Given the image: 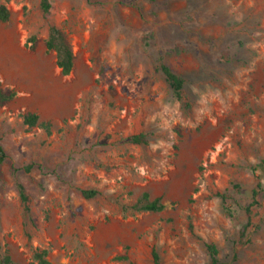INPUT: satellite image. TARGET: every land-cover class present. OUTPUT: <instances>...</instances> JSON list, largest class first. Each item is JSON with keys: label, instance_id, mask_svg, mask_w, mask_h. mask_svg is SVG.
<instances>
[{"label": "rangeland", "instance_id": "374dc122", "mask_svg": "<svg viewBox=\"0 0 264 264\" xmlns=\"http://www.w3.org/2000/svg\"><path fill=\"white\" fill-rule=\"evenodd\" d=\"M0 3V86L15 91L0 106V256L152 264L155 249L161 264H208L209 240L219 264H264V0H50L46 16L39 0ZM49 23L70 43L67 74ZM159 62L184 79L182 100ZM142 192L163 208L135 209Z\"/></svg>", "mask_w": 264, "mask_h": 264}, {"label": "trees", "instance_id": "16d2710c", "mask_svg": "<svg viewBox=\"0 0 264 264\" xmlns=\"http://www.w3.org/2000/svg\"><path fill=\"white\" fill-rule=\"evenodd\" d=\"M50 6V0H39V8L45 16L49 13ZM8 15V8L4 3H0V20H7ZM30 39L32 41L31 47H34L36 44L34 36H32ZM44 45L46 49L54 51L55 63L59 67L60 72L62 74L69 73L73 67V52L63 30L57 25L49 23L47 28V36L44 40ZM158 69L162 74L163 79L166 81L174 99L182 100V92L184 86V79L182 78V76L174 72L165 62H159ZM14 95L15 91L12 88L8 86H0V106L8 102L11 98H13ZM37 118L38 115L34 112H26L25 114H23V122L29 126L35 125L37 123ZM129 140L135 143L144 141L142 134H133L129 136ZM5 157V152L0 145V162H2ZM261 162L264 165V159H262ZM30 168V164H27L23 167L25 171H28ZM15 185L20 203L22 205L24 216L26 217L27 221H31L30 207L28 204L26 189L21 182H16ZM259 187L260 183H257L256 188H253L251 190V200L243 206L246 218L238 229L237 240L235 242V245H233V249L236 247V245L241 244L245 241L248 228L253 223L252 211L260 206V202L257 198ZM80 193L82 196L90 198L93 197L97 193V191L94 189H80ZM220 196L222 199H226L224 194H220ZM133 207L138 210L158 211L163 208V204L158 197L148 199V194L146 192H142ZM226 209L230 210V206H226ZM189 229L192 231L191 224H189ZM202 243L208 257V264H219L218 248L216 244L213 241L209 240H202ZM32 260L34 264H50L49 260L46 258V250L44 249H35L32 253ZM151 261L152 264H161L160 257L155 249L151 250ZM0 264L20 263L12 259V257L5 252L0 256Z\"/></svg>", "mask_w": 264, "mask_h": 264}]
</instances>
